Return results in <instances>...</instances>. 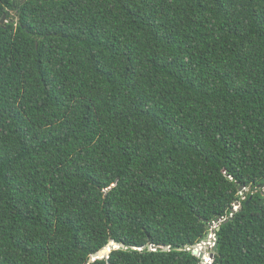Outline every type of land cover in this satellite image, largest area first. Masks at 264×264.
Listing matches in <instances>:
<instances>
[{"label": "trees", "instance_id": "1", "mask_svg": "<svg viewBox=\"0 0 264 264\" xmlns=\"http://www.w3.org/2000/svg\"><path fill=\"white\" fill-rule=\"evenodd\" d=\"M3 17L0 264H264V0Z\"/></svg>", "mask_w": 264, "mask_h": 264}, {"label": "water", "instance_id": "2", "mask_svg": "<svg viewBox=\"0 0 264 264\" xmlns=\"http://www.w3.org/2000/svg\"><path fill=\"white\" fill-rule=\"evenodd\" d=\"M4 18L5 17H3L2 20L0 21L1 24L4 23ZM235 207L236 208L239 207V204L236 203ZM232 212H235V209H233ZM217 230H218V228H217ZM208 239H209V234H207L205 236V238L202 240V243H206L208 241ZM214 240L215 241L217 240L216 236H215ZM214 247H215V244H214ZM118 248L124 249L125 247L122 244L117 245L115 242H108L103 249H101L100 251L92 254L90 256V260L94 261L96 259L107 258L112 250H115V249H118ZM191 249H192L193 255L197 256L201 260V262L203 263V259H202L203 258V252H201V250L199 249V246H197V245L196 246H192ZM206 249H207L206 246H204L203 250L205 251ZM209 257L212 258L213 255L210 254Z\"/></svg>", "mask_w": 264, "mask_h": 264}, {"label": "rangeland", "instance_id": "3", "mask_svg": "<svg viewBox=\"0 0 264 264\" xmlns=\"http://www.w3.org/2000/svg\"><path fill=\"white\" fill-rule=\"evenodd\" d=\"M211 236H213L212 234L211 235H209V239H208V241L206 242V243H200L198 246H199V249L201 250V252H203L204 250H203V247L204 246H207V250H210V248H211V246H212V241H213V237H211ZM207 250H205L204 252H203V258H204V262H207L206 260H208V252H207Z\"/></svg>", "mask_w": 264, "mask_h": 264}, {"label": "built area", "instance_id": "4", "mask_svg": "<svg viewBox=\"0 0 264 264\" xmlns=\"http://www.w3.org/2000/svg\"><path fill=\"white\" fill-rule=\"evenodd\" d=\"M213 237V236H212ZM213 240H214V237H213ZM213 247V241H212V246H211V248ZM206 248H207V246H206ZM207 262H204L205 264H210V259L208 258V260H206Z\"/></svg>", "mask_w": 264, "mask_h": 264}, {"label": "bare ground", "instance_id": "5", "mask_svg": "<svg viewBox=\"0 0 264 264\" xmlns=\"http://www.w3.org/2000/svg\"><path fill=\"white\" fill-rule=\"evenodd\" d=\"M212 237V236H211Z\"/></svg>", "mask_w": 264, "mask_h": 264}]
</instances>
